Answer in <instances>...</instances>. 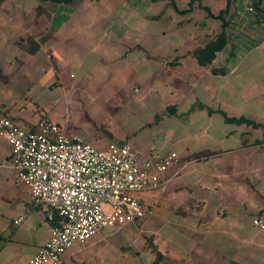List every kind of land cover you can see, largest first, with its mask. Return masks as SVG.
<instances>
[{"label": "crops", "instance_id": "0c3cea01", "mask_svg": "<svg viewBox=\"0 0 264 264\" xmlns=\"http://www.w3.org/2000/svg\"><path fill=\"white\" fill-rule=\"evenodd\" d=\"M221 32L224 47L201 65L195 49ZM3 115L178 158L137 194L140 228H102L63 264H264L252 222L264 219V0H0ZM10 151L0 136V264H25L56 220L16 179Z\"/></svg>", "mask_w": 264, "mask_h": 264}, {"label": "built area", "instance_id": "2783aa9c", "mask_svg": "<svg viewBox=\"0 0 264 264\" xmlns=\"http://www.w3.org/2000/svg\"><path fill=\"white\" fill-rule=\"evenodd\" d=\"M0 136L11 146L16 179L29 188L33 204L50 220L54 213L58 216L49 238L25 264H63L62 255L74 242L143 216L142 203L132 192L156 187L178 162L174 152L152 159L129 144L97 148L44 116L27 129L3 115ZM252 222L264 228V219Z\"/></svg>", "mask_w": 264, "mask_h": 264}, {"label": "trees", "instance_id": "16d2710c", "mask_svg": "<svg viewBox=\"0 0 264 264\" xmlns=\"http://www.w3.org/2000/svg\"><path fill=\"white\" fill-rule=\"evenodd\" d=\"M180 12H184V10H181ZM208 13H210V12L208 11ZM215 17H219L222 20V12L216 14ZM225 43H226V36L221 32V33L217 34L214 39H210L203 46H200L197 49H195L194 55L201 65H207L208 63L211 62V60L214 58L216 53L218 51L222 50ZM224 117L227 120L234 121L236 123L247 122L249 124H252L253 126H258V124L254 123L252 121H249L245 117H239V118L231 117V118H229L226 115H224ZM53 218H54V221L58 220V216L56 213H54Z\"/></svg>", "mask_w": 264, "mask_h": 264}, {"label": "rangeland", "instance_id": "374dc122", "mask_svg": "<svg viewBox=\"0 0 264 264\" xmlns=\"http://www.w3.org/2000/svg\"><path fill=\"white\" fill-rule=\"evenodd\" d=\"M183 20H185V18H183ZM199 36L202 38L203 36L201 35V33L199 34ZM210 36V35H209ZM45 117V116H44ZM24 127V126H23ZM143 191H134L132 192L133 196H137V194L141 193ZM147 213H145L142 217L136 218L133 222H135V225L137 226L134 229L140 228V221L146 216ZM130 229L133 228V225L130 224ZM110 228V227H107ZM135 237L138 238V241H136L137 244H141L142 245V249L144 251H147L149 253V257L151 259H155L158 257V252L156 251V246L157 242L154 241V235L153 234H149L146 231H140V229L136 230V232L134 233ZM122 243V241H120ZM156 242V243H155ZM155 243V244H154ZM129 248V247H127ZM126 247L121 246L119 251L120 254L121 253H127ZM130 250V249H129Z\"/></svg>", "mask_w": 264, "mask_h": 264}]
</instances>
